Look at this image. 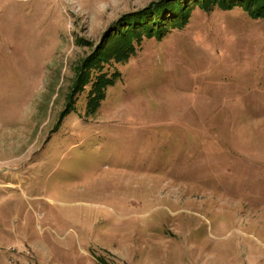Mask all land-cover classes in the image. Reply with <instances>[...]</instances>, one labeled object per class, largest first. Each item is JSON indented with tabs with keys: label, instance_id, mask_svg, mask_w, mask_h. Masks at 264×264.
Listing matches in <instances>:
<instances>
[{
	"label": "rangeland",
	"instance_id": "1",
	"mask_svg": "<svg viewBox=\"0 0 264 264\" xmlns=\"http://www.w3.org/2000/svg\"><path fill=\"white\" fill-rule=\"evenodd\" d=\"M162 1L0 0V264H264V18Z\"/></svg>",
	"mask_w": 264,
	"mask_h": 264
},
{
	"label": "trees",
	"instance_id": "2",
	"mask_svg": "<svg viewBox=\"0 0 264 264\" xmlns=\"http://www.w3.org/2000/svg\"><path fill=\"white\" fill-rule=\"evenodd\" d=\"M180 0H164L157 5L155 4L153 6V10H159L160 6L164 4H167V8L175 7V4H178ZM182 5L179 3L178 9L173 12V17L168 21V26L164 27V29H160L159 31H154L153 25L150 23H147L145 25H139V26H131L129 29V33L131 35H128L125 39L121 40V38H118L119 42L122 43V48L124 47V54H112L111 53H103L105 54V60L109 59L111 56L113 57H120L121 60L124 59L126 55H128V52L135 53L136 52V45L135 41L141 42L143 36H146L148 38L153 37L154 35L164 36L167 31H169L172 28H184L190 20L191 16V9L193 7L198 6L199 8L209 11L211 8L218 6L223 9H235V8H241L244 11H246L251 17L255 19L264 18V0H181ZM164 10H160L159 13L155 12V15L159 16L158 14H163ZM171 17V16H170ZM145 19L142 18L141 21ZM157 20H153L155 22ZM141 24V23H140ZM126 54V55H125ZM125 55V56H124ZM102 57H100L101 59ZM105 81L107 80L110 84H114L115 80L113 77L109 75L104 76ZM103 78V79H104ZM102 79V81H104ZM101 82V81H100ZM98 81V84H100Z\"/></svg>",
	"mask_w": 264,
	"mask_h": 264
},
{
	"label": "bare ground",
	"instance_id": "3",
	"mask_svg": "<svg viewBox=\"0 0 264 264\" xmlns=\"http://www.w3.org/2000/svg\"><path fill=\"white\" fill-rule=\"evenodd\" d=\"M130 155H131V157H133V152L132 153H130ZM119 165V164H118ZM116 166H117V164H116ZM128 169H126V170H122V171H120V170H118V169H112V171L113 172H116V173H121V172H123L124 174L126 173V174H128V175H136L137 174V168L133 165V164H131L130 162L127 164V166H126ZM110 168V166L109 167H107L106 169H109ZM109 170H111V169H109ZM130 170V171H129Z\"/></svg>",
	"mask_w": 264,
	"mask_h": 264
},
{
	"label": "built area",
	"instance_id": "4",
	"mask_svg": "<svg viewBox=\"0 0 264 264\" xmlns=\"http://www.w3.org/2000/svg\"><path fill=\"white\" fill-rule=\"evenodd\" d=\"M29 264H31V263H29Z\"/></svg>",
	"mask_w": 264,
	"mask_h": 264
}]
</instances>
